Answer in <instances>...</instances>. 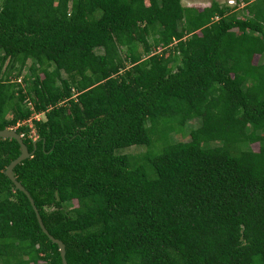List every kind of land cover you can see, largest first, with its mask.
Segmentation results:
<instances>
[{
    "label": "trees",
    "instance_id": "trees-1",
    "mask_svg": "<svg viewBox=\"0 0 264 264\" xmlns=\"http://www.w3.org/2000/svg\"><path fill=\"white\" fill-rule=\"evenodd\" d=\"M16 126L67 264H264V0H3ZM20 154L0 138V264H62Z\"/></svg>",
    "mask_w": 264,
    "mask_h": 264
},
{
    "label": "water",
    "instance_id": "water-1",
    "mask_svg": "<svg viewBox=\"0 0 264 264\" xmlns=\"http://www.w3.org/2000/svg\"><path fill=\"white\" fill-rule=\"evenodd\" d=\"M0 138L3 139H15L19 145H20V150H21V154L18 156V158H16L15 160H13L9 166L7 167L5 174L6 176L13 182V184L15 185L16 189L23 192L28 200L30 201L32 208L36 214V218L38 220V223L42 229V231L49 237V239L54 243L57 244L59 247V251H60V255H61V259H62V264H67L65 255H66V248L64 243L59 240L54 238L52 235L49 234V232L47 231V229L45 228L43 221L40 217L39 211L35 205V202L33 200V198L31 197L30 193L22 186V184L20 182H18L16 180V177L14 176V168L20 164L22 161L28 159L31 157V155L33 154V152H29L27 145L24 143L23 138L20 136V134H18L16 132L15 129H3L0 130Z\"/></svg>",
    "mask_w": 264,
    "mask_h": 264
},
{
    "label": "rangeland",
    "instance_id": "rangeland-1",
    "mask_svg": "<svg viewBox=\"0 0 264 264\" xmlns=\"http://www.w3.org/2000/svg\"><path fill=\"white\" fill-rule=\"evenodd\" d=\"M3 0H0V2H2ZM209 1L210 0H201V1H197V4H196V6L197 7H203V6H205V5H207V3H209ZM225 1V3L224 4H227V2H230V0H224ZM187 3V2H186ZM185 3V4H186ZM157 51H160L159 49H157ZM258 58V57H257ZM257 60V59H256ZM26 72V71H25ZM17 82H19L20 80H21V77H18V79H15ZM43 118V115L41 116V115H33L32 116V118ZM31 119L29 120V125H31ZM196 127V126H198V123L197 122H195V123H192V122H190V123H188L187 124V127L188 128H190V127ZM15 128V127H14ZM13 128V129H14ZM181 139V138H180ZM134 147H132V148H129V149H125V150H121V152H123V153H129L130 151H131V153L132 154H137V153H144L146 150H148L146 147H141V148H136L135 147V149H133ZM253 149H255V150H258V145H253Z\"/></svg>",
    "mask_w": 264,
    "mask_h": 264
},
{
    "label": "crops",
    "instance_id": "crops-1",
    "mask_svg": "<svg viewBox=\"0 0 264 264\" xmlns=\"http://www.w3.org/2000/svg\"><path fill=\"white\" fill-rule=\"evenodd\" d=\"M197 1H201V0H182V5L185 6V7H197L196 4H197ZM214 0H210L209 3H207V5L203 6V7H208L211 5V3L213 2ZM217 2H220L222 5H225V1L224 0H215ZM187 2V3H186ZM186 3V4H185ZM201 8V7H200Z\"/></svg>",
    "mask_w": 264,
    "mask_h": 264
},
{
    "label": "built area",
    "instance_id": "built-area-1",
    "mask_svg": "<svg viewBox=\"0 0 264 264\" xmlns=\"http://www.w3.org/2000/svg\"><path fill=\"white\" fill-rule=\"evenodd\" d=\"M230 5H233V4H235V1L234 0H230V2H228ZM35 118V117H34ZM36 119H39V118H36ZM18 125H20V124H18ZM17 125V126H18ZM17 126L14 128V129H16L17 128ZM31 126V125H30ZM20 136L22 137V138H24V134H20ZM36 135H35V133L34 132H32V136H31V138H33L34 140H36Z\"/></svg>",
    "mask_w": 264,
    "mask_h": 264
},
{
    "label": "clouds",
    "instance_id": "clouds-1",
    "mask_svg": "<svg viewBox=\"0 0 264 264\" xmlns=\"http://www.w3.org/2000/svg\"><path fill=\"white\" fill-rule=\"evenodd\" d=\"M234 1H235V4H233V5H230L228 2H227V4L230 5V6H235L236 5V0H234ZM11 129H13V128H11Z\"/></svg>",
    "mask_w": 264,
    "mask_h": 264
}]
</instances>
